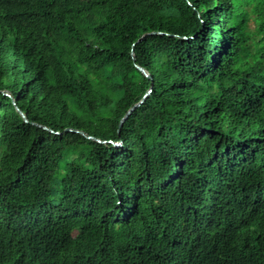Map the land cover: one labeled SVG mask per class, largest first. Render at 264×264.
<instances>
[{"label":"trees","instance_id":"obj_1","mask_svg":"<svg viewBox=\"0 0 264 264\" xmlns=\"http://www.w3.org/2000/svg\"><path fill=\"white\" fill-rule=\"evenodd\" d=\"M0 264H264V0H0Z\"/></svg>","mask_w":264,"mask_h":264},{"label":"water","instance_id":"obj_2","mask_svg":"<svg viewBox=\"0 0 264 264\" xmlns=\"http://www.w3.org/2000/svg\"><path fill=\"white\" fill-rule=\"evenodd\" d=\"M131 55L134 56L133 51H131ZM136 67H137L138 70H140L145 76H149V74H148L143 68H141V67H139V66H136ZM150 92H151V89L148 91V93H147V94H146V95H145V96H144V97H143V98H142L137 104L134 105V107H132L131 109L128 110V112L125 114V116L120 120V122H119V126L122 125V123L124 122V120L129 116V114L133 111V109H134L135 107L139 106V105L143 102V100L145 99V97H146ZM18 112H19V114L21 115V117L24 119V121L27 122V118H26L25 114H24L23 112H21L20 110H18ZM65 131H68V132H77V133H80V134L86 136L85 133H83V132H81V131L73 130V129H70V128H66ZM87 137L90 138V139L96 140V141H98V142H101L100 140H98V139H96V138L89 137V136H87Z\"/></svg>","mask_w":264,"mask_h":264},{"label":"rangeland","instance_id":"obj_3","mask_svg":"<svg viewBox=\"0 0 264 264\" xmlns=\"http://www.w3.org/2000/svg\"><path fill=\"white\" fill-rule=\"evenodd\" d=\"M117 145V144H116Z\"/></svg>","mask_w":264,"mask_h":264}]
</instances>
